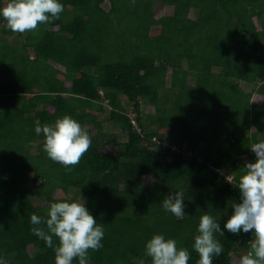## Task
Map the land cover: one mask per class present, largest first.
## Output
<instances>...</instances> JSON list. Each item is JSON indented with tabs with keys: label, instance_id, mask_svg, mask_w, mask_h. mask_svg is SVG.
Returning a JSON list of instances; mask_svg holds the SVG:
<instances>
[{
	"label": "trees",
	"instance_id": "16d2710c",
	"mask_svg": "<svg viewBox=\"0 0 264 264\" xmlns=\"http://www.w3.org/2000/svg\"><path fill=\"white\" fill-rule=\"evenodd\" d=\"M61 3L60 18L35 31L0 19V255L54 264L29 218L81 196L105 232L90 264H151L144 245L157 233L196 264L199 217L223 228L255 160L249 147L264 138V0ZM63 115L91 138L71 171L34 131ZM179 189L183 218L161 206ZM216 238L223 252L213 264H239L250 249V234Z\"/></svg>",
	"mask_w": 264,
	"mask_h": 264
},
{
	"label": "clouds",
	"instance_id": "9594fccd",
	"mask_svg": "<svg viewBox=\"0 0 264 264\" xmlns=\"http://www.w3.org/2000/svg\"><path fill=\"white\" fill-rule=\"evenodd\" d=\"M63 11L61 0H7L0 5V19L6 22L10 31L22 34L35 31L40 24L59 19ZM34 131L43 135V150L47 157L69 171L91 146L89 134L69 115H63L51 124L41 125L40 121H36ZM249 148L255 160L247 162L242 168L237 183L239 202L231 205V215L223 228L219 220L210 214L199 217L192 243V250L199 257L196 264H213V258L222 254L223 245L216 234L224 235L225 230L233 235L244 233L251 236L250 249L239 257V264H264V138L252 143ZM184 200L185 191L179 189L170 192L161 206L165 212L183 218L187 216ZM29 220L32 234L53 250L54 264H73L74 261L90 264L89 250L96 252L103 247V224L93 217L81 196L79 201L52 202L46 217L32 214ZM144 251L151 264H188L190 260L187 248L178 247L175 239L166 238L162 233L148 239ZM0 264L9 262L0 255Z\"/></svg>",
	"mask_w": 264,
	"mask_h": 264
},
{
	"label": "rangeland",
	"instance_id": "374dc122",
	"mask_svg": "<svg viewBox=\"0 0 264 264\" xmlns=\"http://www.w3.org/2000/svg\"><path fill=\"white\" fill-rule=\"evenodd\" d=\"M104 7L108 9V4L105 3ZM162 13H163V12L160 11V12H159V15L162 14ZM239 88H240L242 91L248 93V92H251L252 89H253V88H256V87H252V86H250V85H249V86H246V85H244V84H239ZM254 102H255V103H260L261 100H260L259 98H256V99H254ZM84 130H85V129H84ZM147 182H150V179H148ZM233 264H236V260H234V259H233Z\"/></svg>",
	"mask_w": 264,
	"mask_h": 264
}]
</instances>
